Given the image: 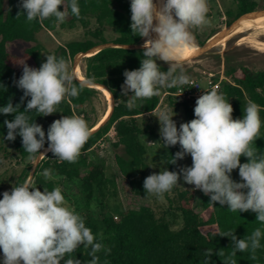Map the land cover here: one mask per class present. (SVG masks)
Listing matches in <instances>:
<instances>
[{
	"label": "trees",
	"instance_id": "trees-1",
	"mask_svg": "<svg viewBox=\"0 0 264 264\" xmlns=\"http://www.w3.org/2000/svg\"><path fill=\"white\" fill-rule=\"evenodd\" d=\"M208 3L224 4L225 25H232L243 15L252 13L264 0H207ZM22 0H0V107L5 106L9 100L13 106L20 105L24 111L28 100L26 97L21 103L23 90L16 86L23 74V62L29 67L39 68L46 62L43 58V47L38 42L36 34L41 30L54 31L73 29L81 26L85 31V38L73 40L65 45H60L55 55L63 57L68 62L80 53H88L93 48L105 44L141 45L144 38L131 32V0H78L80 7L79 18L69 15L63 24H57L55 18L45 19L42 22H27L26 11L20 5ZM67 4V0H65ZM63 10V6L60 7ZM23 15L17 17V13ZM212 17L208 11L207 18ZM243 18V17H242ZM241 18V19H242ZM238 22V21H237ZM217 31H212L205 38L197 41L203 46ZM107 33H112L114 38L108 39ZM23 42L33 44L27 47L22 55L9 51L8 44ZM144 48L127 49L124 47H107L95 54L83 57L82 72L86 80L93 84L106 87L113 96L114 107L110 118L93 132L81 154L74 163L61 161L49 151L39 162L33 177L34 185L40 190H53L54 183L46 181L42 175L44 169H52L53 174L65 176L70 180H79L84 197V209L80 215L85 218V224L93 234L97 235L98 242L110 249L108 254L101 250L96 255L98 264H205L204 252L212 249L214 254L210 264H224L225 258L231 252L232 241L229 237L219 234L234 232L238 239L250 235L257 227L256 214L248 212H232L228 206L221 207L219 203L211 204L210 195H205L198 190L197 197L201 211L194 209L195 195L191 190L179 184L169 193L173 197H166L175 212L167 211L158 216L150 204L152 195L146 193L143 183L149 165L146 161L147 149L142 141V136L153 133V127L143 126V117L153 113L161 103V97L172 107L181 109L186 122L195 118L194 105L181 101L175 94L183 86L161 89L159 96L138 101V107L129 109L127 101L130 97L122 95L121 86L124 83L125 70H137L141 66ZM162 71H167L169 65L164 61H157ZM180 68L177 67L179 73ZM225 79L222 81V90L226 99L231 103L234 111L233 119L243 118V108L248 101H253L261 106L260 117L262 127L259 138L254 142L257 151L264 154V70L251 72L246 68L226 66ZM79 80H77L78 82ZM132 95V93H129ZM104 95L98 89L84 87L77 97H66L57 107V112L47 116L33 110L27 115L30 122H35L43 127L45 135L49 126L62 116L76 115L82 107L93 102L94 99ZM105 115V113H104ZM103 115V116H104ZM15 114L5 115L0 113V139L7 136L8 129L5 120L11 121ZM102 119V118H101ZM89 126L92 130L100 121ZM114 133L108 142L109 152L100 147L110 132ZM16 153L22 158H30L23 149L22 138L17 135L14 141L8 140ZM48 149L46 140L44 148ZM175 151L171 150L162 156L161 161L169 171L180 172L179 160L172 163ZM33 158V157H31ZM110 161L115 172L109 176L107 162ZM240 162H248L241 156ZM238 175H232L234 181L242 182ZM28 167L17 184L23 183L29 177ZM100 198L101 208L104 212L100 218L95 217L91 202L95 195ZM109 199H114L113 205ZM181 221V225L177 224ZM102 235L103 239L99 240ZM261 247L255 251V259L251 251L237 253V264H264V238L260 241ZM223 249L225 255L218 256L215 252ZM90 249L83 246L76 249L71 256L81 264H88L91 260ZM63 264V261L61 262Z\"/></svg>",
	"mask_w": 264,
	"mask_h": 264
},
{
	"label": "clouds",
	"instance_id": "clouds-1",
	"mask_svg": "<svg viewBox=\"0 0 264 264\" xmlns=\"http://www.w3.org/2000/svg\"><path fill=\"white\" fill-rule=\"evenodd\" d=\"M63 6V10L60 7ZM20 7L26 11V20L42 22L55 18L63 24L69 15L79 18L78 0H22ZM207 0H131V32L144 38L143 59L137 70H125L122 95L130 97L127 107H138V101L161 94V89L190 84V77L182 68L195 37L191 29L210 24L207 18ZM23 15L17 13V17ZM155 33V37H153ZM128 47V46H127ZM157 61L169 65L162 71ZM23 74L14 81L23 90L21 103L31 97L24 111L20 105L9 102L0 107V113L15 114L11 121L5 120L8 132L4 138L14 141L22 138L23 149L31 157L46 156L40 150L48 142V151L57 159L74 163L88 141L91 130L83 116H62L47 130L35 122H30L29 112L35 110L47 116L57 112L58 105L66 97H77L93 81H78L69 62L54 54L46 55V62L39 68L29 67L23 62ZM132 93V95H129ZM234 109L224 93L217 88L205 91L195 102V118L181 123L179 128L173 120V109L164 108L157 115L163 147L180 145L181 151L172 157V163L190 155L192 165L180 172L163 170L153 173L144 180L147 194L160 199L178 185L180 175L195 190L210 195V203L228 206L232 212L256 214L257 227L250 235L238 239L234 232L219 234L232 241L231 252L224 264H237V253L255 251L261 247L264 238V154L257 151L254 142L259 138L262 127L261 106L248 101L243 108V118L233 119ZM244 156L248 162L241 163ZM239 170L242 182L231 178L233 170ZM43 177L53 178L52 169H44ZM102 235L99 240H102ZM89 248L91 260L88 264H98L96 255L101 250L106 254L110 249L98 242L97 235L86 226L85 218L74 207L68 205L59 187L51 191H40L29 176L23 183L16 184L11 191H5L0 199V250L3 264H81L79 259L68 258L77 248ZM212 249L204 252L205 264H210ZM224 256V250L215 252Z\"/></svg>",
	"mask_w": 264,
	"mask_h": 264
},
{
	"label": "rangeland",
	"instance_id": "rangeland-1",
	"mask_svg": "<svg viewBox=\"0 0 264 264\" xmlns=\"http://www.w3.org/2000/svg\"><path fill=\"white\" fill-rule=\"evenodd\" d=\"M224 1L230 3L232 0ZM208 8L209 12L211 11L212 13V17L209 20L210 24L202 28L191 29L195 37L193 47L201 48L211 40L213 44V41L227 30H236L245 24L253 22H260V24L258 23L255 26L248 28V30H246V28H242L239 31L236 30L232 35L225 37L224 41L216 42V44L210 49H203V51L199 52L197 55L184 57L183 63L178 67L182 68L184 73L190 77V81L200 80L201 82H204L210 76L214 79L225 78L224 70L226 66L243 67L253 73L264 70V50L254 43L256 40L264 43V24L262 23L264 21V2H260V5L255 11L244 16L240 20L238 19V22L236 21L230 26L225 25L226 19L224 15L222 14L220 17L218 14L224 12V4L218 6L217 4L208 3ZM214 30L217 32L203 46L197 44L198 40L205 38ZM155 35L156 34L154 33L153 37H155ZM106 36L108 39L114 38L112 33H107ZM36 38L43 47L42 55L46 60V55H55V52L60 45H65L73 40L84 39L85 31L79 25L73 29H61L57 27L54 31L41 30L36 34ZM144 42L143 39L141 46H143ZM31 45L33 44L16 42L8 44V48L11 53L22 55L24 50ZM82 60L83 58L77 60L74 58L69 64L74 70L76 77L80 80H85L81 69L83 65ZM76 64L81 70L79 75L76 73ZM107 101L105 95L104 98L100 96L99 98L94 99L92 103L82 107L81 111L76 112V115L83 116L90 126L101 119L104 113L106 114L109 105ZM164 108L173 109L176 113V115L173 116V120L176 122L178 128L181 123L186 122L182 110L176 109L174 106L171 107L164 96L161 97V103L158 109L143 117V126L150 125L154 130L153 133H148L147 135L142 136V141L147 149L146 161L149 165L146 177L153 173L158 174L165 169L168 170L161 161L162 156L167 155L171 150H174L175 152L181 151L179 144L167 148L162 145L163 141L159 134L160 125L158 118L155 115ZM113 136L114 133L111 131L108 137L100 143V147H102L105 153L109 152L108 142L112 140ZM42 153L46 154V150ZM41 157L42 156L22 159L8 140L0 139V199H2L3 192L11 191L12 187L18 183L28 167L30 168L29 176H31L33 180L36 167L39 164L38 161ZM44 157L45 156H43V158ZM191 165L192 159L190 155H185L183 159L179 160V170L184 167H190ZM107 169L108 175L112 176L115 172V168L110 161L107 162ZM232 175H238L236 169L232 171L231 176ZM46 181L53 182L55 188L59 187L68 205L74 207L75 210L81 214L84 209V197L81 182L79 180H70L65 176L53 174V178L47 179ZM179 184L193 192L195 195L194 209L198 212L201 211L197 197L198 190H195V186L187 184L184 181L182 174L180 175ZM168 195L170 198L173 197V193H169ZM114 203V199H109V204L113 205ZM150 204L155 209L158 216L167 211L175 212L169 204L166 193L164 194L163 199L152 195ZM91 209L94 216L99 218L104 212L101 208L100 198L97 194L91 202ZM180 225L181 221H179L177 227ZM0 264H3L2 250H0Z\"/></svg>",
	"mask_w": 264,
	"mask_h": 264
},
{
	"label": "built area",
	"instance_id": "built-area-1",
	"mask_svg": "<svg viewBox=\"0 0 264 264\" xmlns=\"http://www.w3.org/2000/svg\"><path fill=\"white\" fill-rule=\"evenodd\" d=\"M225 78L214 79L212 76L207 78L204 82L200 80H191L190 84L184 85L175 94L181 101H185L191 105L195 106V102L199 96L204 94L205 91H210L212 88H217L222 90V81ZM103 145V144H102Z\"/></svg>",
	"mask_w": 264,
	"mask_h": 264
},
{
	"label": "water",
	"instance_id": "water-1",
	"mask_svg": "<svg viewBox=\"0 0 264 264\" xmlns=\"http://www.w3.org/2000/svg\"><path fill=\"white\" fill-rule=\"evenodd\" d=\"M250 14V13H249ZM246 15H248V14H245V15H243L242 17H244V16H246ZM241 17V18H242ZM240 18V19H241ZM239 19V20H240ZM212 41V40H211ZM211 41H209V42H207L203 47H201V48H199L200 49V51L199 52H202L203 51V49H210L214 44H216V43H213L212 44V42ZM128 46V47H127ZM107 47H124V48H127V49H137V48H143V46H141V45H117V44H114V43H105V44H102V45H99V46H97V47H95V48H93L91 51H89L88 53H80V54H78L76 57H75V60H77V59H79V58H83V57H86V56H89V54H95V53H97V52H99L100 50H102V49H104V48H107ZM198 52V53H199ZM197 53V54H198ZM196 54V55H197ZM77 78V77H76ZM77 80H79L78 78H77ZM79 81H81V80H79ZM85 82L87 81L86 79L84 80ZM88 87H92V88H95V89H98L99 91H101L102 92V90L101 89H106L109 93H110V91L106 88V87H104V86H102V85H99V84H93L92 86H88ZM110 95H111V97H112V108H111V110H110V113L108 114V116H107V118L104 120V122H99L97 125V127L96 128H93L92 130H91V134L93 133V132H95L97 129H99V127L101 126V125H103L109 118H110V116H111V114H112V111H113V107H114V99H113V96H112V94L110 93ZM42 158H43V156L41 157V159L38 161V163L42 160Z\"/></svg>",
	"mask_w": 264,
	"mask_h": 264
},
{
	"label": "bare ground",
	"instance_id": "bare-ground-1",
	"mask_svg": "<svg viewBox=\"0 0 264 264\" xmlns=\"http://www.w3.org/2000/svg\"><path fill=\"white\" fill-rule=\"evenodd\" d=\"M156 2L157 3H159L160 2V0H156ZM260 24V22H253V23H250V24H245V25H243L242 27H240V28H238V29H236L237 31H239V30H241L242 28H246V30H248V28H250V27H253V26H255L256 24ZM263 24H264V21L262 22ZM235 29H232V30H227V31H225V33H223L222 35H220L218 38H216L214 41H213V43H216V42H218V41H224V38L225 37H227V36H229V35H232L233 34V32L234 31H236ZM154 34V33H153ZM254 43L256 44V45H259L260 46V48L262 49V50H264V43L263 42H261V41H254ZM200 51V49L199 48H197V47H193V49L192 50H190L189 51V53H188V55L187 56H194V55H196L198 52ZM186 56V57H187ZM76 73L79 75L80 73H81V70H80V67L76 64ZM79 79V78H78ZM80 80V79H79ZM81 81H84V80H81ZM102 90V92L104 93V95L106 96V99L108 100L107 102H108V110H107V112H106V114L102 117V119H101V121L100 122H104V120L107 118V116H108V114L110 113V110H111V108H112V97H111V95H110V93L106 90V89H101ZM100 124V123H99ZM98 125H96L94 128H96ZM47 152H49L48 151V149H46V153Z\"/></svg>",
	"mask_w": 264,
	"mask_h": 264
}]
</instances>
